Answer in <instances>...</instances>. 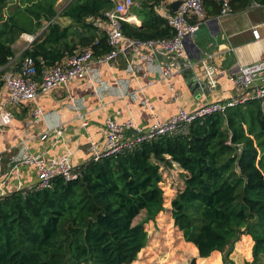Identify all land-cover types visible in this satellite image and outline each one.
<instances>
[{
	"label": "trees",
	"instance_id": "16d2710c",
	"mask_svg": "<svg viewBox=\"0 0 264 264\" xmlns=\"http://www.w3.org/2000/svg\"><path fill=\"white\" fill-rule=\"evenodd\" d=\"M59 1L0 0V68L16 56L19 37L36 35L44 22L46 30L22 55L36 61L39 76L41 60L54 66L79 45L92 47L96 56L110 50L96 22L108 24L116 0H69L60 12ZM135 1L141 25L124 22L126 37H173L168 24L173 12H158L169 6L166 0ZM202 2L207 17L220 14L216 0ZM236 3L243 7L249 1L231 0L234 11ZM173 163L184 170L185 188L172 201V217L202 264H220L217 255L210 257L215 252L227 264L244 235L242 251L253 258L246 264H264V114L255 99L194 122L186 136L91 161L76 179L57 176L49 188L0 197V264H132L147 243L145 224L164 211L161 168ZM143 212L144 219L134 224Z\"/></svg>",
	"mask_w": 264,
	"mask_h": 264
},
{
	"label": "crops",
	"instance_id": "0c3cea01",
	"mask_svg": "<svg viewBox=\"0 0 264 264\" xmlns=\"http://www.w3.org/2000/svg\"><path fill=\"white\" fill-rule=\"evenodd\" d=\"M235 9L226 18L208 16V22L200 28L202 31L189 40L186 55L176 63L194 65L201 80L189 81L184 73L176 75L172 82L177 100L159 76L161 68L173 60L162 51L130 49L126 56H121L110 66H93L94 81L70 82L60 89L42 93L36 103L43 110L45 119L38 123L30 125L36 103L10 108L12 119L0 117V186H5V197L17 192L19 187L30 189L37 184L35 165L22 164L23 157L29 153L40 154L54 147L49 155L58 157L67 147L72 153V162L83 168L91 159L90 141L102 146L108 118L118 122L134 119L141 126L148 127L154 121L148 102L153 104V112L160 119L167 120L177 113L178 105L193 111L207 103H224L239 96L254 95L256 88L239 91L229 71L264 60V8H252L249 1L243 7L236 3ZM158 12L168 15L173 11L170 6L163 5ZM132 16L135 22L131 24L140 26L139 18L134 13ZM59 21L63 25L70 23L67 19ZM47 26L48 23L44 22L36 35L19 37L13 45L16 56L0 68V72L5 73L1 79L3 82L4 76L23 62L26 58L23 53ZM254 30L259 37H255ZM80 36L82 34L77 32L75 42L80 41ZM143 54L150 59H143ZM209 55H213L210 60ZM149 81L153 85L148 87ZM7 98L3 83L0 101ZM55 126L60 127V137L53 134L46 142L37 139L39 134Z\"/></svg>",
	"mask_w": 264,
	"mask_h": 264
},
{
	"label": "built area",
	"instance_id": "2783aa9c",
	"mask_svg": "<svg viewBox=\"0 0 264 264\" xmlns=\"http://www.w3.org/2000/svg\"><path fill=\"white\" fill-rule=\"evenodd\" d=\"M175 0H166L169 6ZM221 4L220 18H226L234 13L231 0H216ZM250 1L252 8H264V3L258 0ZM139 7V3L134 0H116L115 9L107 14L108 24L102 21L96 22L102 31L107 33V45L110 50L102 55L96 56L92 47L80 48L71 56H67L64 61L54 65H43L40 76L36 61L32 57H26L14 71L8 72L4 76V88L7 90L8 98L0 101V117L6 116L13 118L12 107H27L36 103L42 93H48L53 90L67 86L70 82L81 83L85 79L94 81L92 69L93 66H110L121 56H126L130 49L162 51L171 60L160 70V80L164 81L173 92L174 100L178 99L172 79L183 74L186 70H193L194 65L181 66L176 62L186 55L187 44L190 39L200 31L203 24L207 23L208 17L202 0H184L179 6L177 12L169 18V26L174 30L171 38L137 40L128 38L124 35L122 24L135 22L133 9ZM255 37H259L257 30L253 31ZM95 41L94 45H97ZM30 48V47H29ZM28 49V48H27ZM143 59H150L148 55L143 54ZM213 55L208 56V60ZM132 70V69H131ZM231 77L239 91H246L250 88H256L254 95L244 96L232 99L224 103H207L193 111H188L178 105L177 113L167 120L160 119L154 112L153 104L147 103L148 108L154 116L153 123L148 127L141 126L136 120L129 119L118 122L108 118L106 123L105 139L101 147L90 141L89 152L91 161L98 162L102 159L118 158L145 142L157 141L163 137L186 136L190 132L192 124L196 121L205 119L215 113L225 114L230 108L245 104L248 100H258L264 114V60L249 66H237L231 71ZM149 81L147 86H152ZM146 86V87H147ZM145 87V88H146ZM142 90V89H141ZM144 94V91L142 90ZM32 123H38L45 119L43 110L35 104L32 111ZM86 125V124H85ZM59 126L49 128L47 131L38 135L37 139L41 142L48 141L53 134L60 137L62 134ZM54 147L43 151L40 154L29 153L22 159V164H34L37 174V184L25 189L19 187L17 192L25 193L28 190H40L51 187L53 179L62 176L66 180H73L79 176L82 167L72 162V153L66 147L63 154L58 157H51L50 151ZM1 159V155H0ZM88 162V163H89ZM5 186H0V197H5Z\"/></svg>",
	"mask_w": 264,
	"mask_h": 264
},
{
	"label": "rangeland",
	"instance_id": "374dc122",
	"mask_svg": "<svg viewBox=\"0 0 264 264\" xmlns=\"http://www.w3.org/2000/svg\"><path fill=\"white\" fill-rule=\"evenodd\" d=\"M68 2L69 0H60L57 9L62 10ZM161 169L164 174V182L160 184L164 194V211L160 212L154 221L145 224L147 243L139 253L137 260L132 264H202L198 250L193 244L185 241L183 233L175 225L172 217V201L185 188L184 170L176 163H173L171 167L163 166ZM144 216L143 212L135 219L134 224L141 222ZM244 237L246 236H242L235 244L233 253L230 255V261L227 264L252 263L253 258L246 257L241 248ZM252 244L254 243L252 242ZM252 248L253 246L251 247V253L253 252ZM214 254L217 255L216 258H219L220 264H223L222 254L215 252L210 257L212 258Z\"/></svg>",
	"mask_w": 264,
	"mask_h": 264
},
{
	"label": "water",
	"instance_id": "95a60500",
	"mask_svg": "<svg viewBox=\"0 0 264 264\" xmlns=\"http://www.w3.org/2000/svg\"><path fill=\"white\" fill-rule=\"evenodd\" d=\"M183 1H184V0H175V1H173V2L171 3L170 7H171L173 13H174V12H177L179 6L181 5V3H182ZM189 71H191V72H189ZM184 74L188 75L187 77H188L189 81H200V80H201V78H200V76H199V72H198L197 69H193V70H189V69H188V70H186V71L184 72Z\"/></svg>",
	"mask_w": 264,
	"mask_h": 264
}]
</instances>
